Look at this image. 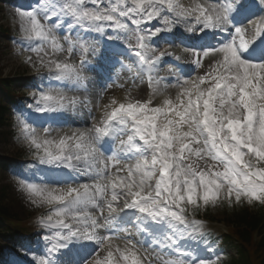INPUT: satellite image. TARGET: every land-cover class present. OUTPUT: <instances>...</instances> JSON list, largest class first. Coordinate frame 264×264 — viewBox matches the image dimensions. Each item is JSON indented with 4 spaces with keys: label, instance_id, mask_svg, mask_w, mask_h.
I'll return each instance as SVG.
<instances>
[{
    "label": "snow or ice",
    "instance_id": "1",
    "mask_svg": "<svg viewBox=\"0 0 264 264\" xmlns=\"http://www.w3.org/2000/svg\"><path fill=\"white\" fill-rule=\"evenodd\" d=\"M14 15L35 79L15 113L17 185L43 210L25 264H223L197 214L264 207V0H35Z\"/></svg>",
    "mask_w": 264,
    "mask_h": 264
},
{
    "label": "rangeland",
    "instance_id": "2",
    "mask_svg": "<svg viewBox=\"0 0 264 264\" xmlns=\"http://www.w3.org/2000/svg\"><path fill=\"white\" fill-rule=\"evenodd\" d=\"M1 20L3 21V22H5L4 24H8L9 22H8V20H7V18H6V16H3L2 18H1ZM8 42V39H6V38H2V39H0V46H3V45H5L6 43ZM2 50H6V51H9L7 48H5V47H3V49ZM2 68H3V72H4V75L5 76H10L11 77V80H12V82L13 83H15V85L16 84H20V79H21V76H22V70H23V66L21 65V57L20 56H17V57H14V58H12V57H3V59H2ZM8 136H6V135H4V134H2V135H0V144H2V145H7V144H9L10 143V139L9 138H7ZM7 141H9L8 143H6ZM12 142V141H11ZM13 145L15 146V147H17L18 149H20L21 151H18V150H16L14 147H13ZM13 145L11 144V145H8L7 147H5V148H2V150L4 151V152H0V154H4L5 156H10L12 153H13V151H18V153L20 152H25L26 150H25V146L23 145V143H21V142H17V141H15L14 143H13ZM11 157V156H10ZM209 224V223H208ZM209 226L211 227V228H214V229H217V230H219V231H221L222 230V227L220 226V225H218V224H213V225H211V224H209ZM221 251H219V253H220ZM227 252L228 253H232V254H234V252L232 251V249L230 248V249H227Z\"/></svg>",
    "mask_w": 264,
    "mask_h": 264
},
{
    "label": "trees",
    "instance_id": "3",
    "mask_svg": "<svg viewBox=\"0 0 264 264\" xmlns=\"http://www.w3.org/2000/svg\"><path fill=\"white\" fill-rule=\"evenodd\" d=\"M3 114H4V110H3V108L0 106V126H1V125L3 124V122H4Z\"/></svg>",
    "mask_w": 264,
    "mask_h": 264
}]
</instances>
